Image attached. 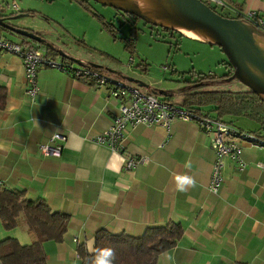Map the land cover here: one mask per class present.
Here are the masks:
<instances>
[{
    "label": "crops",
    "instance_id": "0c3cea01",
    "mask_svg": "<svg viewBox=\"0 0 264 264\" xmlns=\"http://www.w3.org/2000/svg\"><path fill=\"white\" fill-rule=\"evenodd\" d=\"M224 1L222 11L235 19L250 11L264 18V0ZM6 9L0 7L3 22L40 33L30 22L12 16L16 13L12 8ZM16 18L20 20L13 23ZM0 35L12 39L4 31ZM40 35L56 61H69L74 68H94L95 64L109 79L96 86L71 72L41 66L36 75L39 93L31 101L22 60L0 52V89L5 92L4 107H0V186L21 191L27 199L42 198L52 211L69 215L63 240L43 243L47 264H80L77 247L84 245L92 252L99 229L140 236L149 226L169 222L179 223L183 232L173 248L158 255L156 264H214V259L215 264H264V147L243 140L245 168L226 158L224 185L215 194L209 189L217 161L213 133L181 119L168 128L129 125L125 154L144 160L126 171L123 154L95 141L118 112L119 100L111 95L115 82L139 86L177 103L176 98L161 94L174 92L153 87L141 77L126 82L122 72L98 64L82 40L73 37L72 42L61 43ZM54 132L65 137L59 141L61 155L42 156L39 144ZM178 175L192 177L194 186L177 191ZM16 227L22 238L17 232L4 234L0 240L14 237L29 244L35 239L22 221Z\"/></svg>",
    "mask_w": 264,
    "mask_h": 264
},
{
    "label": "rangeland",
    "instance_id": "374dc122",
    "mask_svg": "<svg viewBox=\"0 0 264 264\" xmlns=\"http://www.w3.org/2000/svg\"><path fill=\"white\" fill-rule=\"evenodd\" d=\"M13 0H0V7L7 11L12 10ZM17 9H13L20 19L30 22L42 36L72 42V38L82 40L90 47L89 52L94 60L110 70H118L124 75L126 82L134 83L130 79L150 82L153 87L172 90L173 97L179 102L184 93L198 89L245 90L247 87L233 76V67L230 66L227 54L210 42L191 39L178 31L165 30L160 26L149 24L141 18L88 0L89 10L80 5L72 4L71 0H14ZM6 9V10H5ZM19 10V11H18ZM218 12L233 17L228 11ZM11 13V11H8ZM26 15L24 18L23 16ZM2 17V16H0ZM4 19V17H2ZM20 19H14L16 22ZM102 20L114 25L115 38L103 26ZM9 24V23H8ZM13 26V24H11ZM135 30V31H134ZM14 40H22L17 34H9ZM133 37V48L125 47L126 38ZM207 51V56H206ZM207 64V69H206ZM144 65L145 69L138 66ZM107 69V73L112 72ZM212 74L217 77L214 82L206 81L200 84L186 82L190 79L189 72ZM180 72H186L184 76ZM105 73V72H104ZM106 73V74H107ZM231 74L230 76H228ZM147 80V81H146ZM125 86H130L122 83ZM139 88V86H137ZM140 89V88H139ZM212 106H204L202 110L209 111ZM239 128L247 131L258 129V123L246 115L228 116ZM20 228L6 230L0 221V237L4 234H22ZM26 236V234H24ZM16 236V235H15Z\"/></svg>",
    "mask_w": 264,
    "mask_h": 264
},
{
    "label": "trees",
    "instance_id": "16d2710c",
    "mask_svg": "<svg viewBox=\"0 0 264 264\" xmlns=\"http://www.w3.org/2000/svg\"><path fill=\"white\" fill-rule=\"evenodd\" d=\"M71 1L77 3L83 9L92 12L89 8L88 0ZM93 14L103 19L102 15ZM225 16L231 17L229 15ZM232 18L235 17L233 16ZM102 24L115 38L114 25L103 20ZM9 25L11 24L9 23ZM22 29L41 37L40 33L35 30ZM163 29L169 30L167 28ZM3 31L15 34L0 25V34ZM20 36L22 40L27 39L24 35ZM130 37L126 38L125 47L131 50L134 46L133 37ZM47 52L49 55H52L50 49H47ZM141 66L145 68L144 65ZM230 66L232 65L230 64ZM94 68L96 69L95 66ZM185 73L180 72V75L184 76ZM189 74L190 79L186 82L200 84L206 82L207 77L208 81L212 82L217 79L211 73L203 74L190 71ZM161 94L167 95L169 99L173 97L170 93L161 92ZM4 98L5 92L1 88V108L4 107ZM208 103L213 109L209 111L202 110V107L208 106ZM175 104L197 112L211 114L214 117L216 116L225 120L228 124H232V120H227L228 116H249L253 121L255 120L258 123L259 129L257 131H247L240 128V130L264 139V99L258 93L251 91V89L247 88L240 91L230 89H227V91L221 89H198L184 93L183 98ZM0 220L6 230L15 228L19 221H22L26 225L28 232L35 237L29 244H21L14 237H6L0 240V264H47L43 243L47 240L55 242L63 240L69 222V215L52 211L42 198L27 199L21 191L0 186ZM182 232L181 225L176 222L149 226L140 236H131L124 233L113 234L105 229H99L94 234L92 252H88L84 245H79L77 252L81 259V264H91L96 250L105 247L115 249L116 258L114 264H156L158 255L173 248L180 239Z\"/></svg>",
    "mask_w": 264,
    "mask_h": 264
},
{
    "label": "built area",
    "instance_id": "2783aa9c",
    "mask_svg": "<svg viewBox=\"0 0 264 264\" xmlns=\"http://www.w3.org/2000/svg\"><path fill=\"white\" fill-rule=\"evenodd\" d=\"M201 1L204 2V0ZM205 2L214 10L224 8L226 3L224 0H205ZM11 7L17 9V3L14 0ZM240 19L255 25L264 32V18H257L255 11L245 13ZM47 49L44 44L32 39L27 38L19 41L0 35V52L14 54L22 60L27 85L26 93L31 101H34L39 93L36 75L41 66L71 72L74 77L87 79L96 86H103L108 82L109 79L105 75L100 74L90 66L81 65L74 68L69 61H56L48 55ZM111 95L119 100L118 112L114 115L110 126L95 137V141L106 145L113 152L123 154V168L126 171H133L144 160L125 154V133L129 125L161 124L168 128L172 121L181 119L196 122L199 128L206 133H209L210 129V133L214 134L213 144L217 161L213 166L214 172L210 176L209 189L215 194L224 185L223 166L226 158H232L240 163L242 170L245 168V164L242 162L243 149L241 143L243 140L264 147V139H260L252 133L243 132L235 125L228 124L225 120L211 114L181 107L148 90L142 91L136 86H125L120 82H115L111 89ZM64 139L65 137L59 132H54L48 141L39 144V153L42 156L59 157L62 151V145L59 141Z\"/></svg>",
    "mask_w": 264,
    "mask_h": 264
},
{
    "label": "water",
    "instance_id": "95a60500",
    "mask_svg": "<svg viewBox=\"0 0 264 264\" xmlns=\"http://www.w3.org/2000/svg\"><path fill=\"white\" fill-rule=\"evenodd\" d=\"M92 1L141 18L149 24L180 33L177 27H183L189 23L193 28L211 38V40L206 39V42L218 45L227 54L229 63L234 68V78L264 99V32L255 25L248 24L240 18L223 16L201 0ZM0 25L15 34L24 35L28 39L45 45L40 36L11 26L3 22L1 18ZM201 40L205 42V39ZM73 60L77 62V59Z\"/></svg>",
    "mask_w": 264,
    "mask_h": 264
},
{
    "label": "clouds",
    "instance_id": "9594fccd",
    "mask_svg": "<svg viewBox=\"0 0 264 264\" xmlns=\"http://www.w3.org/2000/svg\"><path fill=\"white\" fill-rule=\"evenodd\" d=\"M176 188L179 192H185L189 187L194 186L195 181L188 175H178L175 177ZM116 255L115 249L105 247L97 249L95 255L92 257L91 264H114Z\"/></svg>",
    "mask_w": 264,
    "mask_h": 264
},
{
    "label": "bare ground",
    "instance_id": "6f19581e",
    "mask_svg": "<svg viewBox=\"0 0 264 264\" xmlns=\"http://www.w3.org/2000/svg\"><path fill=\"white\" fill-rule=\"evenodd\" d=\"M177 29L179 31H181V33L188 35V36L197 37V38H201V39L206 38V39L211 40V38H209L206 34L196 30L189 23L183 27H177ZM263 45H264V41H263Z\"/></svg>",
    "mask_w": 264,
    "mask_h": 264
}]
</instances>
